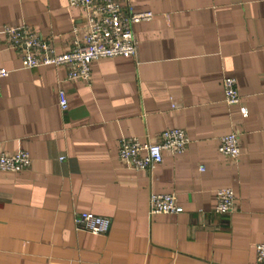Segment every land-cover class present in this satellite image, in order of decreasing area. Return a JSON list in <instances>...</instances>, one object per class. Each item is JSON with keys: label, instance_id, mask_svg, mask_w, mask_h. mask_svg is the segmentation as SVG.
Instances as JSON below:
<instances>
[{"label": "crops", "instance_id": "0c3cea01", "mask_svg": "<svg viewBox=\"0 0 264 264\" xmlns=\"http://www.w3.org/2000/svg\"><path fill=\"white\" fill-rule=\"evenodd\" d=\"M120 1L154 16L133 27L135 57L96 60L87 82L67 79L65 67L25 68L2 32L28 25L62 53L85 32L80 7L0 0V68L9 70L0 152L32 157L25 169L0 170V264H262L264 0ZM227 76L238 104L225 101ZM172 127L190 137L184 152L165 151L147 169L120 158L121 138L155 141ZM231 132L240 135L237 158L219 150ZM225 187L234 210L220 214ZM153 193L174 194L184 210L151 213ZM81 211L110 218L109 231L78 228Z\"/></svg>", "mask_w": 264, "mask_h": 264}, {"label": "built area", "instance_id": "2783aa9c", "mask_svg": "<svg viewBox=\"0 0 264 264\" xmlns=\"http://www.w3.org/2000/svg\"><path fill=\"white\" fill-rule=\"evenodd\" d=\"M71 6L84 11L85 29L82 37H76L72 48L58 53L51 40L44 38L28 25H5L2 32L8 44L20 51L25 68L55 65L67 69V79H92L93 63L104 57H135L138 43L134 25L152 20V11H137L131 3L123 5L120 0H69ZM75 23V19H73ZM74 32L78 35L79 28ZM9 74L5 67L0 68V81ZM225 101L229 105L240 102L236 78H224ZM62 110L69 105L66 92L59 91ZM190 143L185 129L172 127L159 133L155 141H143L138 137H123L119 141L120 158L137 169L155 167L164 160L165 151L182 153ZM221 153L237 158L240 154V135L231 132L220 137ZM63 158V157H62ZM31 153L18 149L14 153L0 152V170L20 171L30 166ZM203 169V168H202ZM215 211L228 214L234 210L235 191L231 187L217 190ZM151 213L174 214L184 210L172 193H153L149 199ZM75 223L78 228L93 234L106 233L111 227V219L88 211L77 212ZM257 260L264 264V241L255 244Z\"/></svg>", "mask_w": 264, "mask_h": 264}]
</instances>
